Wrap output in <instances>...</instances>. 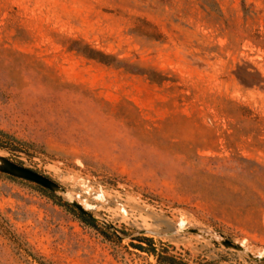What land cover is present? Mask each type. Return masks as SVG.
<instances>
[{"label":"rangeland","instance_id":"1","mask_svg":"<svg viewBox=\"0 0 264 264\" xmlns=\"http://www.w3.org/2000/svg\"><path fill=\"white\" fill-rule=\"evenodd\" d=\"M0 131L67 190L0 171V264H264V0H0Z\"/></svg>","mask_w":264,"mask_h":264},{"label":"trees","instance_id":"2","mask_svg":"<svg viewBox=\"0 0 264 264\" xmlns=\"http://www.w3.org/2000/svg\"><path fill=\"white\" fill-rule=\"evenodd\" d=\"M72 42H73V46L71 47L72 50H76L80 54H82V55H84L90 59L100 61V62L105 63L107 65H115L117 67H123L124 66L123 64H125L122 60L118 59L114 55H111V54L105 53L101 50H98V49L92 47L90 44L84 43V41L72 40ZM144 74H148L151 81H153L155 83H163L166 80L165 77L162 75V73H158L155 71L151 72V73H144ZM240 77H241V75H240ZM80 220L85 225H87L91 228H94V229L99 228V224H98L99 220L92 215H86L85 214V216L81 217ZM140 241H141V244L137 245V248L142 250V251L147 250V247L144 246V244L148 245V246L153 245L152 240L149 238H141ZM157 264H188V263L185 262L184 260L178 259V258L170 255L169 253L164 252V253H158L157 254Z\"/></svg>","mask_w":264,"mask_h":264},{"label":"water","instance_id":"3","mask_svg":"<svg viewBox=\"0 0 264 264\" xmlns=\"http://www.w3.org/2000/svg\"><path fill=\"white\" fill-rule=\"evenodd\" d=\"M0 171L3 173H7L9 175L23 178L32 182H35L54 193H63L66 194L67 190H65L60 184L52 180L51 178L34 171L32 169L26 168L24 166H21L5 157H2L0 155ZM72 204L79 208L80 210L84 211L86 215H90L87 211H85L82 207V205L76 201H72ZM184 233H193L201 236L205 239H211L215 243L226 246L228 248L236 249L239 251H245L243 246L237 245L235 242L231 241L230 239L226 238L223 235H219V237H213L211 235H208L207 233L198 230V229H186ZM249 256L253 259H258V257L253 256L252 254H249Z\"/></svg>","mask_w":264,"mask_h":264},{"label":"built area","instance_id":"4","mask_svg":"<svg viewBox=\"0 0 264 264\" xmlns=\"http://www.w3.org/2000/svg\"><path fill=\"white\" fill-rule=\"evenodd\" d=\"M87 185H88V183L85 184V186H87ZM90 195H91V192L89 190H83L82 193H78L76 195V198L83 207H85V204H90L91 206H93L92 202H91V196ZM93 195L92 196L94 197V199L106 201L105 193L102 190L97 191V193H93ZM85 209H87V208L85 207ZM119 210L123 216H128L130 214L128 208L124 207L123 205H121L119 207Z\"/></svg>","mask_w":264,"mask_h":264},{"label":"bare ground","instance_id":"5","mask_svg":"<svg viewBox=\"0 0 264 264\" xmlns=\"http://www.w3.org/2000/svg\"><path fill=\"white\" fill-rule=\"evenodd\" d=\"M85 207L88 209V208H90V207H92V206H91L90 204H85ZM186 225H187V223H186L185 220H180L179 223H178L177 226H176V229H177L178 231H182L183 229L186 228ZM173 227H174V226H173Z\"/></svg>","mask_w":264,"mask_h":264}]
</instances>
